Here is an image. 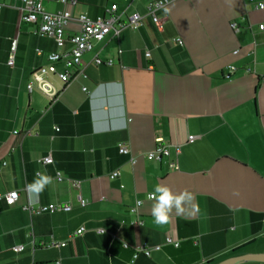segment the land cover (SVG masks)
Returning a JSON list of instances; mask_svg holds the SVG:
<instances>
[{"label": "crops", "instance_id": "obj_1", "mask_svg": "<svg viewBox=\"0 0 264 264\" xmlns=\"http://www.w3.org/2000/svg\"><path fill=\"white\" fill-rule=\"evenodd\" d=\"M74 1V15L90 19L112 5L118 12L126 6L122 0ZM152 1L133 0L126 15L140 14L142 26L97 43L82 58L85 78L50 103L26 85L49 53L70 45L58 49L35 36V25L19 21L20 0H2L0 195L17 191L19 197L12 207L0 201V264H217L264 252V31L258 30L264 11L250 0H173L157 14L158 28L146 15ZM42 2L47 11L63 9L59 0ZM94 58L112 65L96 66ZM56 68L62 71L63 64ZM48 81L60 89L55 77ZM188 136L195 141L187 143ZM156 139L167 155L148 161ZM121 144L130 156L118 153ZM48 155L52 163L41 164ZM40 176L51 180L30 191ZM157 185L192 196L162 225L151 215L155 197L148 198ZM137 200L143 204L136 227L129 223ZM48 204L71 209L39 215L22 209ZM79 228L84 234L71 236ZM168 233L177 247L164 243ZM139 244L160 250L133 260L131 247ZM17 246L23 250L13 251Z\"/></svg>", "mask_w": 264, "mask_h": 264}, {"label": "built area", "instance_id": "obj_2", "mask_svg": "<svg viewBox=\"0 0 264 264\" xmlns=\"http://www.w3.org/2000/svg\"><path fill=\"white\" fill-rule=\"evenodd\" d=\"M133 0H122L126 5L124 10L118 12L115 5H112L107 9L102 16L95 19H90L84 14L74 15L73 8L75 6L74 0H59V3L63 6V9L59 12L47 11L43 5L42 0H20V7L18 8L19 21L25 24L35 25V30L33 34L40 38H46L54 42L58 49L64 47L68 42L70 49L66 52H51L47 55V64L41 66L33 71L31 75V80L26 85V91L30 94L33 89H37L41 94H43L50 103L55 102L62 91L71 84L76 78L84 76V64L82 58L85 54L93 51L95 45L107 36H112L117 38L119 34L124 30L137 31L142 26L143 17L134 12L126 15V10ZM173 0H155L149 2L146 5V15L151 19V21L158 27L161 28L162 21L158 18L157 14L159 12H165L169 4ZM253 3L254 10L264 11V1L250 0ZM2 6V0H0V7ZM231 29L237 31V26L235 23L230 25ZM258 30L264 31V24L258 25ZM16 49V40L11 41L9 56L7 60V66L12 67L14 64ZM40 54V51H36ZM237 51L234 52L236 54ZM145 56H149L146 52ZM94 64L96 66H111V61L102 62L101 60L94 58ZM62 63L63 70L58 71L56 66ZM231 71H234V67H230ZM49 77H55L61 84L60 89H56L49 81ZM264 82V78H262ZM85 91L86 89H82ZM55 132L58 131L57 128L54 129ZM16 134V133H14ZM196 137L188 136L187 143H193ZM155 148L150 153L146 154L145 158L148 161L159 162L163 156L167 155V147L162 144V139L155 140ZM118 153L124 156H130L129 149L126 145L118 146ZM179 148H176V152ZM130 162L135 163V159L130 157ZM43 165H48L52 163L51 157L48 155L41 159L40 161ZM4 165V164H3ZM169 167L171 169H177L173 163H170ZM119 173L117 171L109 175V179L112 180L118 177ZM57 181H62V178L57 174ZM72 188L78 189V182L67 181ZM19 194L17 191H9L3 195H0V201L8 207H12L16 204ZM148 198L151 200L154 198ZM76 200L81 207L85 206V201L78 194ZM140 207V206H139ZM139 207L135 204L133 208L130 209L131 214L135 216V219L131 221L130 226H140L141 221L138 218ZM24 211H27L30 215L39 214H53L55 212L67 213L70 211L71 207L69 204H48L39 206L37 209H32L30 205H25L22 207ZM85 232L84 228H79L71 236H81ZM96 233L105 234L102 229H97ZM112 239L115 236L112 235ZM164 243L166 245H171L173 247L178 246V242L168 233L165 236ZM65 243H55L50 244L51 247L61 248L64 247ZM122 247L124 249L129 248L128 244L123 243ZM133 251V260H135L139 255L146 258L150 257L151 253L154 251H159L160 246L149 247L145 244H139L137 246L131 247ZM23 250L22 246H17L13 248V251L20 252Z\"/></svg>", "mask_w": 264, "mask_h": 264}, {"label": "clouds", "instance_id": "obj_3", "mask_svg": "<svg viewBox=\"0 0 264 264\" xmlns=\"http://www.w3.org/2000/svg\"><path fill=\"white\" fill-rule=\"evenodd\" d=\"M165 12L168 9H164ZM51 177L40 176L38 180L32 185H28L30 191L42 190L43 186L49 183ZM159 194V195H157ZM155 197V203L151 209V215L154 218L155 223L165 224L169 220V213L172 208H175L177 212L181 211V205L184 202L191 201L192 196L188 192H182L179 195H173L170 193L169 188L157 185L155 187L154 193L150 194V198ZM143 204V201H136V205L139 207Z\"/></svg>", "mask_w": 264, "mask_h": 264}, {"label": "water", "instance_id": "obj_4", "mask_svg": "<svg viewBox=\"0 0 264 264\" xmlns=\"http://www.w3.org/2000/svg\"><path fill=\"white\" fill-rule=\"evenodd\" d=\"M217 264H264V252L231 256Z\"/></svg>", "mask_w": 264, "mask_h": 264}]
</instances>
